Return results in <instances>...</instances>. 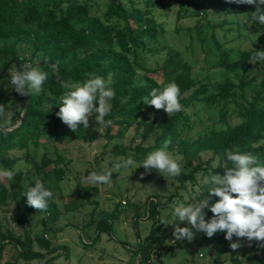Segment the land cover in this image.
Wrapping results in <instances>:
<instances>
[{
	"label": "trees",
	"instance_id": "1",
	"mask_svg": "<svg viewBox=\"0 0 264 264\" xmlns=\"http://www.w3.org/2000/svg\"><path fill=\"white\" fill-rule=\"evenodd\" d=\"M175 1L180 13L186 7L200 13L196 0ZM167 8V0H0V73L13 60L32 63L49 72L40 94L18 95L10 83L11 67L0 83V104L10 114L11 124L18 123L7 135L0 133V169H14L17 173L12 181L0 178V213L15 205L22 230L21 235L0 230V264H56L61 256L69 258L68 246L53 243L51 238L53 229L49 223L61 216L55 195L46 212L27 206L26 197H22L26 186H34L37 177L51 191L54 183L65 178L72 160H64L60 153L62 145H91L104 140L101 156L111 157L112 167L121 159L131 158L135 163L128 168L136 167L134 175L141 182L160 180L169 184L165 200L154 194L146 202V217L154 221L150 235L138 251L146 264H153V256L164 248H175L172 223L176 219L174 215L172 223L171 216L163 219L169 223L168 231L163 233L161 210L168 209L173 214L175 206L202 199H208L210 205L215 203L219 198L210 194V177L224 175L225 167L232 166L227 160L229 152L251 153L264 162V77L256 75V66L263 69L264 62L249 63L255 50H264V44L251 50L239 49L233 58L217 45L220 58L216 66L238 76V85L230 81L211 84L195 77L194 67L179 52L164 46L167 30L157 19L156 11ZM231 9L243 14L254 11L255 6L231 3ZM253 25L264 32V25ZM201 30L196 28L199 33ZM18 45H27L31 56L19 55ZM162 50L166 53L163 63L149 67L147 59L155 58ZM51 64H58L60 80L69 83L83 82L92 76L111 81L116 92L111 115L107 117L113 120L111 127L103 128L90 118L88 129L79 125L72 131L60 120L57 113L65 89L51 72ZM171 81L180 88L183 110L171 117L165 113L161 119H148L147 114L155 108L145 104L144 98L150 99L153 88L162 89ZM250 87L257 90L248 98L245 91ZM232 101L238 105V120L234 124L228 119ZM210 110L219 115L218 123L206 125L194 135L193 127L202 124L201 114ZM94 126L101 127L102 133ZM130 130L131 142L124 145L121 141ZM165 140L171 141L167 150L181 158L185 171L179 177L165 179L154 170L145 174L143 167L137 168ZM110 143L113 148L108 153ZM122 169L126 168L118 171ZM82 190L85 195L78 190L76 200L84 201L99 193L98 185L88 184ZM204 211L205 219H211L210 210ZM111 219L110 216L99 222V233L110 232ZM39 226L40 234L34 231ZM179 226L188 225L183 222ZM225 235L226 232H217L209 238L203 232H195L194 240L204 243L213 263L227 254L234 258L236 250L231 249V243H248V254H242L247 264H264V256H259L260 251L264 252L261 242L235 236L229 241ZM234 262L242 264L240 260Z\"/></svg>",
	"mask_w": 264,
	"mask_h": 264
},
{
	"label": "rangeland",
	"instance_id": "2",
	"mask_svg": "<svg viewBox=\"0 0 264 264\" xmlns=\"http://www.w3.org/2000/svg\"><path fill=\"white\" fill-rule=\"evenodd\" d=\"M196 1L197 10L200 11L198 14L196 9L188 7L180 13V6L175 0H167L166 10L156 11L157 19L165 24L167 30V45L165 43L164 46L179 52L184 61L194 67L195 77L211 84L230 81L238 85V76L216 66L220 58L216 46L226 50L229 57H237L239 49L251 50L263 45L264 32L253 24L249 25L248 17L232 10L231 3H227L226 0ZM196 28H202L201 33L197 32ZM17 51L23 57L31 56L27 45H18ZM165 58L166 53L162 50L155 58L149 57L147 65L154 68L161 65ZM256 69H258L256 75L259 78L264 77V68L256 66ZM256 90L255 87H250L245 94L250 98ZM237 108L235 101L229 103L228 119L232 124L238 120ZM164 114L162 109H154L147 114V118L161 119ZM201 116L202 124L193 127L194 135L204 126L219 121V115L215 110L205 111ZM94 128L102 133L101 127L94 126ZM132 134L133 130H130L121 143L129 145ZM103 144H105L104 140H98L91 145L74 143L61 146L60 153L64 160L71 159L72 164L68 166L65 178L60 183L53 184L52 191L60 206L61 216L59 220L49 223V227L53 229L52 242L68 246L70 256L69 258L61 256L56 264H146L138 252L154 225L153 219L146 217V202L154 194L162 196L165 200L169 184L160 180L141 182L139 177L134 175L135 166L134 169L126 168L119 172L111 166L113 162L111 157L101 156ZM112 148L113 143H110L106 152L109 153ZM53 151L54 146L51 145L50 153L52 154ZM86 170H89L87 175ZM92 172L100 174L111 172V183L98 184L99 193L88 196L90 203L88 198L84 201L76 200L78 190H81L83 196L85 195L82 189L89 184L86 178ZM110 216L112 217L109 220L110 232L99 233V222ZM168 216H171L170 223H172V212L168 209L160 211L161 221ZM90 222L93 224L88 226ZM168 229L169 227L165 226L163 233ZM0 230L3 232L13 230L17 235H21L22 230L17 223L15 205L7 207L0 213ZM34 231L40 234L42 229L39 226L35 227ZM248 245L241 243V247L236 249L234 258L227 254L213 263V256L204 248L206 246L203 242H195L194 238L192 241L176 240L173 244L174 249L166 247L161 253L154 255L152 260L153 264H236L234 262L236 260L247 264L242 254H248ZM259 256L263 258L264 252L260 251ZM6 260L4 258L3 263Z\"/></svg>",
	"mask_w": 264,
	"mask_h": 264
},
{
	"label": "clouds",
	"instance_id": "3",
	"mask_svg": "<svg viewBox=\"0 0 264 264\" xmlns=\"http://www.w3.org/2000/svg\"><path fill=\"white\" fill-rule=\"evenodd\" d=\"M227 3L247 4L255 6V10L243 15L248 17L249 25H264V0H226ZM258 36V35H257ZM257 39V37H256ZM264 62V50H255L249 63ZM51 72L57 76L62 89H65L60 97V107L57 116L72 131H76L79 125L83 129L90 126V118H94L96 125L108 128L113 125L111 115V101L115 98V89L110 86L111 81H105L100 76H92L83 82L69 83L59 78L58 64L50 65ZM12 88L21 95L40 94L45 81L49 78V72L32 63L19 64V68L13 66L9 69ZM150 99L144 98V103L163 110L168 117L183 110L181 104V92L175 81L168 82L162 89L153 88ZM0 133L7 135L17 125L11 124L10 114L5 105L0 104ZM170 140H165L162 146L147 154L137 166L145 169V174L153 170L165 179L179 177L185 170L181 158L173 156L167 149ZM227 160L231 167H225L224 175H211L210 181L213 187L210 189L212 196L219 199L209 204L208 199L199 202L181 203L174 208L176 219L172 235L177 241H192L195 232H203L211 238L217 232H226L225 239L232 241L233 236L246 238L249 242L255 240L261 242L264 247V162L251 153L229 152ZM131 158L121 159L114 164V168H128L134 165ZM14 169H0V178L8 181L14 180ZM111 175L92 172L87 176V182L93 186L111 183ZM143 175V174H142ZM53 192L45 186L42 178H35L34 186H26L22 197H26L27 206L38 212H46L49 202L53 199ZM205 209H209L212 217L205 219ZM187 222L188 226L180 227L179 224ZM162 224L169 225L167 220ZM195 230V232H194ZM231 249L241 247L239 243H231Z\"/></svg>",
	"mask_w": 264,
	"mask_h": 264
},
{
	"label": "water",
	"instance_id": "4",
	"mask_svg": "<svg viewBox=\"0 0 264 264\" xmlns=\"http://www.w3.org/2000/svg\"><path fill=\"white\" fill-rule=\"evenodd\" d=\"M17 65V67L19 68V61L18 60H13L12 62H9L6 67L3 69V71L0 73V83L3 81V78L5 76V74L7 73L8 69L10 68V66L12 64ZM25 98L27 99V96H25Z\"/></svg>",
	"mask_w": 264,
	"mask_h": 264
},
{
	"label": "built area",
	"instance_id": "5",
	"mask_svg": "<svg viewBox=\"0 0 264 264\" xmlns=\"http://www.w3.org/2000/svg\"><path fill=\"white\" fill-rule=\"evenodd\" d=\"M123 204H125V202H123Z\"/></svg>",
	"mask_w": 264,
	"mask_h": 264
}]
</instances>
